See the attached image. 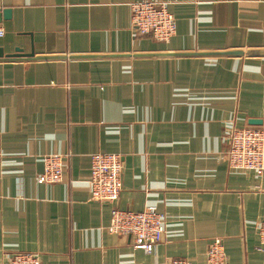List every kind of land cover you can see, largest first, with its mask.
Instances as JSON below:
<instances>
[{"label":"crops","instance_id":"obj_1","mask_svg":"<svg viewBox=\"0 0 264 264\" xmlns=\"http://www.w3.org/2000/svg\"><path fill=\"white\" fill-rule=\"evenodd\" d=\"M136 1L0 0V264H207L216 237L226 264H264V173L230 169L224 139L264 127V0H158L168 42L132 31ZM94 152L121 156L112 204L90 200ZM113 205L167 216L152 252L108 232Z\"/></svg>","mask_w":264,"mask_h":264},{"label":"built area","instance_id":"obj_2","mask_svg":"<svg viewBox=\"0 0 264 264\" xmlns=\"http://www.w3.org/2000/svg\"><path fill=\"white\" fill-rule=\"evenodd\" d=\"M131 29L138 35H148L156 41L168 42L176 32L174 17L167 3L158 0H141L130 4ZM1 34V31H0ZM227 142L225 156L230 169L264 173V127L230 125L225 129ZM63 154L44 156L43 172L39 178L53 183L62 179ZM121 156L117 153L94 152L90 155V174L86 180L90 200L98 203H114L122 189ZM167 216L155 206L141 211L111 207V222L108 232L128 235L136 249L152 252L165 235ZM258 245L256 250L264 253V220L255 226ZM205 259L207 264H226L227 256L223 243L216 237L208 244ZM35 252H14L7 264H40ZM166 264H192L185 258H172Z\"/></svg>","mask_w":264,"mask_h":264},{"label":"water","instance_id":"obj_3","mask_svg":"<svg viewBox=\"0 0 264 264\" xmlns=\"http://www.w3.org/2000/svg\"><path fill=\"white\" fill-rule=\"evenodd\" d=\"M255 123H256V121L252 120V124H255Z\"/></svg>","mask_w":264,"mask_h":264}]
</instances>
